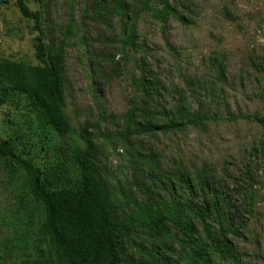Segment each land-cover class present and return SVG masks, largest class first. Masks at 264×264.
<instances>
[{"label": "rangeland", "instance_id": "1", "mask_svg": "<svg viewBox=\"0 0 264 264\" xmlns=\"http://www.w3.org/2000/svg\"><path fill=\"white\" fill-rule=\"evenodd\" d=\"M17 1L0 2V60L41 66L39 32ZM167 1L185 21L173 17L164 25L142 10L141 0H131L127 23L109 0H27L28 8L42 15L51 52L63 49L62 94L74 133L60 137L23 96L0 107V141H9L41 171L59 173L62 180L53 181L54 187L76 189L81 177L75 157L78 148L85 153L87 136L117 221H128L137 204H182L194 237L209 247L212 241L198 212L204 207L198 179L206 171L226 198L233 225L232 257L218 254L210 260L264 264V156L253 152L264 140V129L245 120L219 121L165 134L150 132L144 114L133 125L126 119L132 101L160 125L168 124L178 108L186 119L197 113L264 114V72L250 61L254 57L264 68V0ZM138 79L144 80L143 92L135 86ZM215 89L221 91L218 96ZM247 175L256 193L253 214ZM206 224L212 236L221 234L214 215L208 214ZM44 225V208L25 174L0 156V264L51 258ZM166 225L171 238L165 241L154 225L128 232L121 250L124 264L144 260L153 249L160 253L153 264H187L185 254L194 246L178 227Z\"/></svg>", "mask_w": 264, "mask_h": 264}, {"label": "trees", "instance_id": "2", "mask_svg": "<svg viewBox=\"0 0 264 264\" xmlns=\"http://www.w3.org/2000/svg\"><path fill=\"white\" fill-rule=\"evenodd\" d=\"M122 19L127 23L131 14V0H109ZM142 10L154 13L155 17L164 25L171 18L179 17L182 21L186 18L171 6L167 0L160 1L157 8L156 0H141ZM1 2V0H0ZM27 0H18L17 5L24 18L35 22V28L39 32L36 39V55L41 66H31L25 63H17L7 59L0 60V107L15 97L27 96L31 101V108L50 125L60 136L66 137L74 133L73 127L65 112V99L62 94L63 74L61 70L63 49L54 53L49 49L41 29L42 15L40 12H32L27 6ZM135 29H131L127 35L129 43ZM251 64L258 73H263V66L254 57L250 58ZM215 68V67H214ZM135 86L143 92L144 80H136ZM218 96L220 89L214 90ZM139 114H144L148 120V126L152 133H177L184 126L202 128L208 123L228 121L237 122L245 120L258 124L264 129V114L236 115L228 113L223 117L217 112L192 114L189 119L183 115L182 109H176L171 113L168 124L160 125L146 111L145 107H139L132 101V107L126 114L128 125L136 124ZM144 128V127H143ZM142 128L134 133H140ZM86 141V151L81 153L77 150L75 162L81 177L78 188L54 187L53 181L59 182L62 177L59 173L48 174L33 165L16 153L15 148L9 141H0V156L14 164L25 174L32 196L38 201L45 211V232L49 239L52 252L51 258L42 260H23L21 264H124L122 260V247L128 232L144 225H154L157 234L165 241L171 238L166 222L178 227L185 238L194 246V250L186 253L184 259L187 264H213L210 256L232 257L233 248L228 241L229 233H233L230 220L229 204L217 189L211 175L204 171L199 175L198 187L204 197L203 209L198 210L199 216L204 222V228L208 233L212 245L205 247L194 237L193 221L188 217L186 208L182 204L173 205L161 200L150 205H136L134 213L128 221H117L113 215V208L109 195L102 184L99 173L93 163V144L83 136ZM255 154L262 153L264 156V140L253 148ZM264 158V157H262ZM250 184L249 208L250 214L254 213L255 191L251 178L247 175ZM52 180V181H51ZM191 192L192 186L188 182ZM220 199L223 202L219 207ZM208 214L214 215L216 221L222 225V219L228 226L222 225V232L218 237L212 236L206 218ZM185 242V241H183ZM153 249L144 260L136 259L130 264H153L159 258L160 253ZM169 264H174L170 261Z\"/></svg>", "mask_w": 264, "mask_h": 264}]
</instances>
